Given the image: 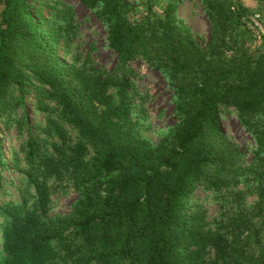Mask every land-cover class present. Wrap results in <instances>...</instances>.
Masks as SVG:
<instances>
[{"label": "trees", "instance_id": "trees-1", "mask_svg": "<svg viewBox=\"0 0 264 264\" xmlns=\"http://www.w3.org/2000/svg\"><path fill=\"white\" fill-rule=\"evenodd\" d=\"M77 1L105 29L114 70L89 54L63 59L77 36L71 7L0 0V264H264V51L249 50L241 26L264 0H200L205 50L174 0H145L138 17L126 0ZM136 60L172 92L178 123L156 145L131 117ZM28 104L43 123L30 125ZM229 109L255 143L247 167L222 130ZM12 129L26 137L7 159ZM54 183L78 199L48 216ZM197 189L221 199L212 223Z\"/></svg>", "mask_w": 264, "mask_h": 264}, {"label": "rangeland", "instance_id": "rangeland-1", "mask_svg": "<svg viewBox=\"0 0 264 264\" xmlns=\"http://www.w3.org/2000/svg\"><path fill=\"white\" fill-rule=\"evenodd\" d=\"M47 1L49 3L59 2L71 7L74 15L77 36L68 49L62 52L63 59L68 63H76L78 61L81 63L86 55L89 54L98 65L105 67L108 71L114 70L117 62L116 55L107 47L105 29L91 12L77 0ZM126 1L132 7L135 17L145 15V0ZM241 1L250 10L257 8V4L253 0ZM174 2L176 17L183 25L189 28L198 46L205 50L211 28L200 0H174ZM157 4L159 5L160 2ZM253 14L260 16L263 24L261 25V30H251L248 23L242 22L241 26L249 38L246 43L249 50L251 52H262L264 51V13L251 12L246 17ZM230 54L231 51H228L227 55L230 56ZM130 68L134 71L133 75H131V80L134 83V91L136 92V95L131 98L132 120L137 124L141 136L150 144L156 145L161 139L169 136L178 123L174 114L172 92L168 88L165 79L158 72L147 67L142 60L130 63ZM27 109L31 126L43 123L44 115L42 113L37 112L31 104L27 105ZM221 125L224 134L242 152L243 167L249 166L254 160L252 150L255 147V143L238 122L233 109H229L222 114ZM4 135L6 137L3 145L5 153L10 147L19 150L20 145L24 142V137H26L25 133L19 137L16 129H12L9 134L4 133ZM6 157L9 159L7 153ZM10 174L15 178L16 172L11 170ZM250 184L251 182H242L238 189H244L245 186ZM50 191V212L48 216L68 213L78 199V193L65 183L51 184ZM192 198L198 201L206 210V217L209 223H212L222 212V203L218 194L197 189ZM253 200L254 196H251L247 201L252 202Z\"/></svg>", "mask_w": 264, "mask_h": 264}, {"label": "built area", "instance_id": "built-area-1", "mask_svg": "<svg viewBox=\"0 0 264 264\" xmlns=\"http://www.w3.org/2000/svg\"><path fill=\"white\" fill-rule=\"evenodd\" d=\"M243 23H248L250 25V29L254 30V29H260L261 30V25H263L260 19V16L257 14H253L249 17H243L242 19Z\"/></svg>", "mask_w": 264, "mask_h": 264}]
</instances>
